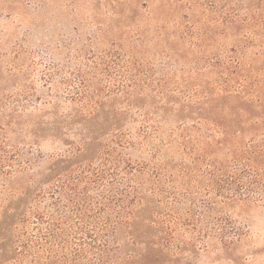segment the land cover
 I'll return each mask as SVG.
<instances>
[{
  "label": "rangeland",
  "instance_id": "rangeland-1",
  "mask_svg": "<svg viewBox=\"0 0 264 264\" xmlns=\"http://www.w3.org/2000/svg\"><path fill=\"white\" fill-rule=\"evenodd\" d=\"M115 52L136 68L122 78L132 101L100 63ZM96 88L100 103L89 96ZM90 125L133 141L115 145L130 173L107 174L105 190L142 191L130 215L110 214L111 263L264 264L263 200H223L207 212L237 234L181 225L173 234L181 245L167 247L165 201L151 193L177 184L168 178L182 166L192 174L241 164L264 175V0H0V264L46 261L49 247L75 256L79 219L50 177L98 163L99 149L67 156ZM203 199L189 195L180 207L202 209Z\"/></svg>",
  "mask_w": 264,
  "mask_h": 264
},
{
  "label": "trees",
  "instance_id": "trees-1",
  "mask_svg": "<svg viewBox=\"0 0 264 264\" xmlns=\"http://www.w3.org/2000/svg\"><path fill=\"white\" fill-rule=\"evenodd\" d=\"M228 17L234 19L235 14H231ZM100 63L104 65V70L109 72L107 73L108 83L112 81L119 82L118 84L111 83L115 88H113V86L111 87L117 89L118 92L126 93V96L132 101L134 91H129V84L124 82L122 78L130 81L135 76V73H132L136 70L135 66L132 67L130 62L125 60L119 52H115L109 59H105ZM117 77H121V80H116ZM98 91L100 92V90L96 88V91L89 96L91 99L100 103L102 95L98 94ZM94 111H96V109L90 112L91 117ZM79 113L80 112L71 115L69 117L70 120H72L74 116L76 117L83 114L82 112L81 114ZM86 113V119H88V117H90L88 116L89 112ZM75 120L76 119L73 121L75 122ZM67 123L65 128L68 129L71 124L68 125ZM54 130L58 132V130ZM85 130L79 133V141L70 143L71 149H69V154L67 155L69 157L68 159L73 160L72 157H75L77 153L99 149L98 156L96 157L98 158V163L94 165L92 162H77L75 169H72L70 172H61L50 177L52 180H55L51 182L52 186H50V189H53L54 194L59 193L62 194L63 197L67 195L72 211L77 215V219H79L74 226V234H82L84 236L77 245L78 247L76 248L74 257H61L57 250H53L52 247H49L46 261H42L40 258L46 255L43 254V256H35L29 264H76L77 260L81 262L84 261L86 264H113V262L111 263V261L108 260L111 258L108 256L107 252L108 240L104 235L111 234L110 226L115 225L113 224L114 222H112L113 220H111L110 214L115 215L117 218L124 219L128 214L130 215L133 202L137 198L141 199L139 194L142 193V191L137 187L113 193L112 191L105 190L106 184H104V179L107 174L117 175L118 173H124L126 175L130 173V171H125L126 168H122V163L125 162H122L121 159L114 155L118 153L115 145H119V143L130 145L133 143L129 135H127L126 132H115L111 136L105 138L107 134L104 132L101 133V127L92 125L86 126ZM103 136L105 142H107L105 144H103ZM192 149H195L194 146ZM235 166L236 167L231 170H224L223 168H215L212 170L205 169L202 172L192 174L187 173V169L182 166L177 169L178 172L176 174L172 172L168 178V183H175V181L179 179L177 184L170 186L165 181V183L159 182L160 187L156 186L157 189L153 188L156 190L151 191V193L161 195V199L165 201V209L162 214L158 216L160 217L159 220L168 224L170 227L169 234L160 238V244L163 246L169 245L167 247L173 244L181 245L180 241L177 243L173 236L178 230V226L181 225L198 231L200 234H211L214 232L219 234H237V231L232 229L231 225H229L231 222L228 219L227 221L229 222H223L224 219L222 218L215 220L209 218L207 215L209 210L215 209L219 202L223 200H239L256 197L255 199L264 201V175L258 172L252 174L247 170H243L241 164H235ZM131 168L134 167L131 166ZM155 171L157 174L156 176L162 175L161 171ZM63 177H65L63 181L65 186L58 184L63 180ZM84 180L86 181V185L81 189L79 188L80 182ZM95 183L96 185H94L93 188H95L96 191L93 195L89 193V188ZM189 195L204 196V208L198 209L192 206V208L184 210L183 207H180L183 202L182 199ZM35 217L39 221L43 220L44 217H46V213L44 214V212L37 211L35 212ZM47 234H54V231L50 230ZM29 248V242L22 244L20 255L24 257L30 255L31 250H29ZM17 263L18 262H15V264ZM23 263L24 259H22L19 264Z\"/></svg>",
  "mask_w": 264,
  "mask_h": 264
}]
</instances>
